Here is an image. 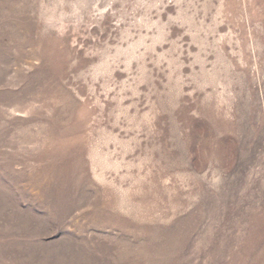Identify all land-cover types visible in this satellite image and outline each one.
<instances>
[{
  "label": "rangeland",
  "instance_id": "1",
  "mask_svg": "<svg viewBox=\"0 0 264 264\" xmlns=\"http://www.w3.org/2000/svg\"><path fill=\"white\" fill-rule=\"evenodd\" d=\"M0 264H264V0H0Z\"/></svg>",
  "mask_w": 264,
  "mask_h": 264
}]
</instances>
